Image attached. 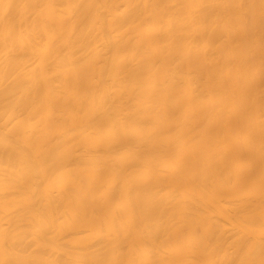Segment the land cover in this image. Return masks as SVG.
Returning a JSON list of instances; mask_svg holds the SVG:
<instances>
[{
    "label": "bare ground",
    "instance_id": "obj_1",
    "mask_svg": "<svg viewBox=\"0 0 264 264\" xmlns=\"http://www.w3.org/2000/svg\"><path fill=\"white\" fill-rule=\"evenodd\" d=\"M0 264H264V0H0Z\"/></svg>",
    "mask_w": 264,
    "mask_h": 264
}]
</instances>
